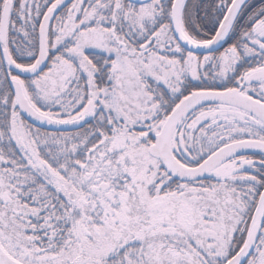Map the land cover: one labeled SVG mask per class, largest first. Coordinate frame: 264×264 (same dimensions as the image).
Listing matches in <instances>:
<instances>
[{"label": "snow or ice", "instance_id": "1", "mask_svg": "<svg viewBox=\"0 0 264 264\" xmlns=\"http://www.w3.org/2000/svg\"><path fill=\"white\" fill-rule=\"evenodd\" d=\"M0 264H264V0H0Z\"/></svg>", "mask_w": 264, "mask_h": 264}]
</instances>
